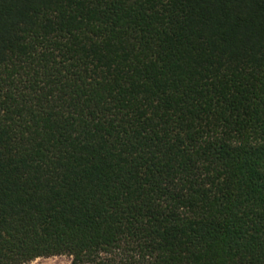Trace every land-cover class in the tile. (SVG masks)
<instances>
[{
	"label": "trees",
	"instance_id": "1",
	"mask_svg": "<svg viewBox=\"0 0 264 264\" xmlns=\"http://www.w3.org/2000/svg\"><path fill=\"white\" fill-rule=\"evenodd\" d=\"M264 264V0H0V264Z\"/></svg>",
	"mask_w": 264,
	"mask_h": 264
},
{
	"label": "rangeland",
	"instance_id": "2",
	"mask_svg": "<svg viewBox=\"0 0 264 264\" xmlns=\"http://www.w3.org/2000/svg\"><path fill=\"white\" fill-rule=\"evenodd\" d=\"M72 259L68 256L40 258L30 264H71Z\"/></svg>",
	"mask_w": 264,
	"mask_h": 264
}]
</instances>
